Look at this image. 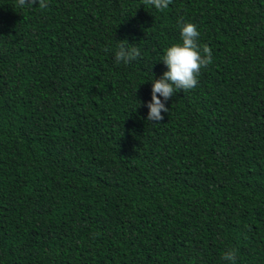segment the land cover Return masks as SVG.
Returning a JSON list of instances; mask_svg holds the SVG:
<instances>
[{
	"label": "trees",
	"instance_id": "trees-1",
	"mask_svg": "<svg viewBox=\"0 0 264 264\" xmlns=\"http://www.w3.org/2000/svg\"><path fill=\"white\" fill-rule=\"evenodd\" d=\"M185 23L212 63L148 121ZM121 41L140 57L117 63ZM229 249L264 264V0H0V264H231Z\"/></svg>",
	"mask_w": 264,
	"mask_h": 264
},
{
	"label": "clouds",
	"instance_id": "clouds-1",
	"mask_svg": "<svg viewBox=\"0 0 264 264\" xmlns=\"http://www.w3.org/2000/svg\"><path fill=\"white\" fill-rule=\"evenodd\" d=\"M16 2L20 8L37 4L41 9L47 7V0H16ZM143 3L154 6L157 10H164L172 0H143ZM180 35L182 42L168 47L162 58L167 71L152 82L151 101L147 103L148 121H162L164 119L162 112H169L166 102L180 90L187 91L197 87L201 69L212 63V50L206 44L202 46L199 44L200 33L195 24L185 23ZM140 55L138 47L121 41L115 52V61L127 65ZM223 259L235 264V250L225 251Z\"/></svg>",
	"mask_w": 264,
	"mask_h": 264
}]
</instances>
